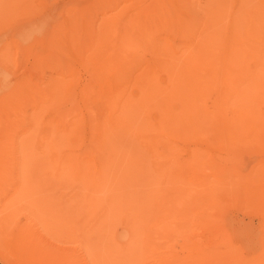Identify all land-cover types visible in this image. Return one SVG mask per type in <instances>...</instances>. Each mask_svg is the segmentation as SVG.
Wrapping results in <instances>:
<instances>
[{
    "label": "rangeland",
    "instance_id": "374dc122",
    "mask_svg": "<svg viewBox=\"0 0 264 264\" xmlns=\"http://www.w3.org/2000/svg\"><path fill=\"white\" fill-rule=\"evenodd\" d=\"M191 14L199 19L197 27L189 21ZM180 26L196 31L182 35ZM199 27L214 46L208 57L219 67L206 75L207 85L216 83L207 86L209 99L203 105L216 112L220 123L166 126L138 154L143 165L141 201L116 205L110 232L98 228L104 216L78 221V201L89 196L84 187L91 186L90 177H81L80 165L91 171L101 145L107 148L101 141L103 124L115 136L107 120L128 94L135 97L150 81L167 87L171 73L193 68L203 49L193 51L198 41L189 37L201 38ZM53 58H64V69ZM122 66H129L128 72ZM105 80L124 90L113 103L102 93L109 90ZM23 87L34 93L24 95ZM49 103L54 106L46 108ZM157 114L152 109L144 119L154 123ZM0 119V133L8 137L7 144L0 141V167L18 164V169L9 165L17 171L0 168V264H264V0H0ZM54 138L63 144L55 148ZM3 151H11L10 156ZM115 165L118 172L108 175L114 190L135 178L133 169L123 175L125 164ZM82 180L87 186H79ZM76 185L87 191L80 193ZM59 215L70 225L69 233ZM133 224L136 235L128 232Z\"/></svg>",
    "mask_w": 264,
    "mask_h": 264
},
{
    "label": "bare ground",
    "instance_id": "6f19581e",
    "mask_svg": "<svg viewBox=\"0 0 264 264\" xmlns=\"http://www.w3.org/2000/svg\"><path fill=\"white\" fill-rule=\"evenodd\" d=\"M183 9V8H182ZM188 9V8H187ZM181 10V9H180ZM177 11V10H176ZM184 11V10H183ZM193 12V11H192ZM204 13H206V12H204ZM175 14V13H174ZM173 14V15H174ZM190 14V13H189ZM185 15V14H184ZM193 14H191V15H189V16H192ZM177 16L179 17L180 15H179V12H177ZM188 15H187V17H189ZM185 17V16H184ZM193 17V18H192ZM191 17V20H189V21H192V23L193 22H195L196 23V20L198 21L199 19L197 18L196 20L194 19V17H196V15L195 16H192ZM206 17V16H205ZM174 16H173V20H174ZM201 18V17H200ZM176 19V18H175ZM185 19V18H184ZM187 19V18H186ZM189 19H190V17H189ZM192 19H194V20H192ZM202 19V18H201ZM203 20H205V19H203ZM175 21V20H174ZM187 21H188V19H187ZM188 21V22H189ZM177 22V21H176ZM183 22V21H182ZM186 21H184L183 23H185ZM202 22V27H204V25H206V24H203V22L204 21H201ZM191 23V26H193L192 27V29L194 30L196 27H197V25H199L200 23L199 22H197L196 24H195V26H194V24H192ZM199 23V24H198ZM178 24V23H177ZM186 24V23H185ZM189 24V23H188ZM187 24V25H188ZM174 25V24H173ZM168 26V25H167ZM175 26V25H174ZM182 26V25H181ZM180 26V27H181ZM171 27H172V25H171ZM176 27H177V25H176ZM195 27V28H194ZM206 27V26H205ZM204 27V28H205ZM170 28V27H169ZM173 28V27H172ZM171 28V29H172ZM178 28V27H177ZM177 28H174L175 30L174 31H176V29ZM181 30H182V32L184 31V32H190V29L191 28H187L188 30H185V28H184V30H183V28L181 27L180 28ZM179 29V30H180ZM191 29V30H192ZM197 29H202L201 27H199V28H197ZM117 30V29H116ZM115 30V31H116ZM170 30V29H169ZM191 31V32H195V31ZM206 30H207V28H206ZM215 30V29H214ZM214 30H213V32H214ZM200 31H202V30H200ZM112 32H114V31H112ZM118 32V31H117ZM123 32H125V31H123ZM181 32V33H182ZM182 33V35H184L185 33ZM197 32H198V30H197ZM203 33H201V35H203L201 38L199 37V36H197V40L195 39V38H193L192 37V35L191 34H193V33H188L189 35H191V37L193 38H191V37H189V35L187 36V37H189L190 38V40L192 41V42H197L196 43V46H194V47H192V50L193 51H196L195 50V48L196 47H198L199 49L198 50H202L203 49V53H202V55H201V57H198V58H196V57H194L193 55H194V53L193 54H190V55H192L194 58H196L195 59V65H193L192 67V69H190V70H188V72H179L178 71V73H171V75H170V77H169V79H170V83L168 84L167 82V84H168V86L167 87H162V86H159L158 84H156V83H154V82H152V81H150V84L148 85V86H146V87H143V88H141V90L139 91V93L135 96V97H132V95H130V94H128L127 96H126V98L124 99V102H123V105L117 110V112L115 113V116H111V117H109L110 118V120H107V122L109 121V124H111V126L116 130V134H115V136H111L110 134H109V131H110V129H109V126L106 124V125H104L103 124V128H102V130H101V132H102V139H101V141L107 146V148L105 147V146H103L102 147V145H101V150H100V153H97V155H96V158H95V164H93V167H92V169H91V171H88V170H90L89 168H88V170L86 169V167L85 166H83L84 164H82V166L80 165V173H81V177H90L91 178V186L90 185H85V183H84V185H82V183L83 182H85L84 180H82V182L81 181H79L78 183H80L79 184V186H87V187H84V188H86V189H89V192H90V194H89V196L87 197V198H84V199H80L78 202L80 203L79 204V216H78V221L81 219V218H84L83 219V221L84 220H87L88 218H93V217H95L97 214L101 217V219L103 218V216H104V218L101 220V225L98 227L99 228V230H101V231H103V232H110L111 230H112V227H111V221H112V217H114V216H116L117 215V213H118V209L119 208H117L116 207V205L118 206V207H120L119 206V204H136V203H139L140 201H141V195H142V190H140V189H142V176H143V165H142V158H141V155H138V154H140V151H141V149H142V147H143V144L146 146V147H148L149 146V143H150V141H152V139L153 138H151V137H155V135L158 137V134H159V132L161 131V130H163L166 126H169V125H172V124H174V123H185V124H189V125H195V127H201V128H206V124H210V123H220V119H219V117H218V115L216 114L215 115V113L216 112H209V111H207V108L206 107H204V105H203V100H204V98H206V95H207V93L209 92V90H208V88H207V86H209L210 85V88H213L214 87V85H215V83H212V84H208L207 85V83H208V80H207V73H211V72H217L218 71V69H219V67L217 68V66H216V64L215 63H213V62H211V60L213 61V59H211V58H213V57H208V54H210V53H214V46L213 45H209L207 42H206V35H207V33L203 30L202 31ZM213 32H210V33H212L213 34ZM115 33V32H114ZM179 33V32H178ZM180 33V34H181ZM199 32L197 33V34H200ZM124 35V34H123ZM181 35V36H182ZM117 35H115V37H116ZM193 36L194 37H196L195 36V34H193ZM218 36V35H217ZM186 37V38H187ZM214 37V36H213ZM185 38V39H186ZM198 38H200L199 40H198ZM209 38V37H208ZM207 38V39H208ZM219 38V37H218ZM217 38V39H218ZM115 40H116V38H114ZM188 39V38H187ZM211 39H213V38H211ZM193 40H195V41H193ZM114 41V40H113ZM190 41V43L192 44V42ZM115 42V41H114ZM125 42V41H124ZM213 42H214V40H213ZM113 43V42H112ZM116 43V42H115ZM115 43H113V46H114V44ZM189 43V44H190ZM206 43L208 44V45H206ZM65 45V44H64ZM63 45V46H64ZM112 45V44H111ZM123 45V44H122ZM124 45H125V43H124ZM128 45V44H127ZM187 45V44H186ZM66 46V45H65ZM64 46V47H65ZM158 46V45H157ZM188 46V45H187ZM186 46V47H187ZM192 46V45H191ZM216 46H218V45H216ZM125 47H127L126 45H125ZM189 47V46H188ZM67 48V47H66ZM65 48V49H66ZM118 48V47H117ZM159 48V47H158ZM158 48L156 49V50H158ZM218 48V47H217ZM154 49V50H155ZM190 49V48H189ZM220 49V48H219ZM63 50V49H62ZM61 50V51H62ZM114 51H115V49H113ZM125 50V49H124ZM167 50V49H166ZM185 50V49H184ZM110 51V46H109V50H108V52ZM130 51V50H129ZM65 52V51H64ZM63 52V53H64ZM113 52V51H112ZM119 52V51H118ZM117 52V53H118ZM181 52H183V51H180V53ZM217 52V51H216ZM111 53V52H110ZM114 53V55H115V52H113ZM120 54H122V51H120L119 52ZM137 53V52H136ZM184 54H186L187 53V51H186V53H185V51L183 52ZM188 53H190V52H188ZM187 53V54H188ZM218 53V52H217ZM66 54V53H65ZM124 54H125V52H124ZM127 54H129V53H127ZM184 54H183V58H184ZM110 56H111V54H109ZM123 55V54H122ZM131 54H129V56H130ZM189 55V54H188ZM197 55H199V54H197ZM110 56H107L105 59L107 60V59H109L110 58ZM116 56V58L118 57L117 56V54L115 55ZM120 56V55H119ZM128 56V57H129ZM132 56V55H131ZM154 56V55H153ZM152 56V57H153ZM113 57V56H112ZM128 57H126V55H125V57L124 58H126V59H128ZM133 57V56H132ZM132 57L130 58V59H132ZM188 57H191V56H188ZM187 57V59H188V61H190L193 57H191L190 58V60H189V58ZM56 58V57H55ZM115 58V57H114ZM123 58V57H122ZM122 58H120V59H122ZM123 58V59H124ZM155 58V59H154ZM165 58V57H164ZM183 58H181L180 60H182ZM194 58H193V61H194ZM210 58V59H209ZM54 59V58H53ZM58 58H56V60H57ZM62 60L64 59V58H61ZM112 59V58H111ZM133 59H136L135 57L133 58ZM147 59V58H146ZM153 59L156 61V59H157V57H153ZM152 58L150 59V61H152V63H155L154 62V60H153ZM167 59H169V58H167ZM55 60V59H54ZM53 60V61H54ZM55 60V61H56ZM60 60V59H59ZM62 60H60V62H63ZM65 60V59H64ZM113 60L114 59H112V62H113ZM116 60V59H115ZM137 60V59H136ZM206 60V61H205ZM52 61V60H51ZM52 61V62H53ZM54 61V62H55ZM109 61V60H108ZM130 61V60H129ZM148 61V60H147ZM192 61V62H193ZM57 62V64H58V62L59 61H56ZM60 62H59V64H60ZM65 62H66V60H65ZM149 62V61H148ZM191 62V61H190ZM125 63H127V61L125 62ZM131 63V62H130ZM183 63V62H182ZM187 63V62H186ZM55 64V63H54ZM113 64V63H112ZM129 64V62L127 63V65ZM137 64H138V62H137ZM61 66L63 65L64 66V64H60ZM139 65V64H138ZM144 64H142V66H143ZM146 65V64H145ZM218 65H219V63H218ZM63 66L61 67V69L63 68ZM112 66V65H111ZM113 66H115V65H113ZM130 67L131 66H133V64H130L129 65ZM129 66H126V68L127 67H129ZM149 66H150V62H149ZM148 65L147 66H143V68L145 67V68H148L149 67ZM152 66V65H151ZM154 66V65H153ZM155 67V66H154ZM171 67L172 66H169V68L171 69ZM181 66H179V65H177L175 68L176 69H179ZM111 68V67H110ZM114 68V67H113ZM118 68V67H117ZM123 68H125L124 66H122L121 67V70L123 69ZM126 68H125V70H126ZM139 68H141V67H139ZM64 69V68H63ZM129 69V68H128ZM137 69V68H136ZM149 69V68H148ZM154 69V68H153ZM156 69V68H155ZM154 69V70H155ZM93 70H95V69H92V73H93ZM96 70H97V68H96ZM95 70V71H96ZM104 70V69H103ZM124 70V69H123ZM123 71V72H128L127 70L126 71ZM142 71V68L141 69H138V70H136V72H137V74H139V71ZM144 70V69H143ZM157 70V69H156ZM167 70V69H166ZM60 71H63V70H60ZM95 71H94V73H95ZM119 71H120V69H119ZM171 71V70H170ZM116 72H117V70H116ZM205 72V73H204ZM92 73H91V75H92ZM118 73V72H117ZM141 73V72H140ZM103 75H104V73H102ZM121 74V73H120ZM119 74V75H120ZM135 73H134V71H133V75H134ZM137 74H135L136 76H137ZM163 74H165V73H163ZM131 75H132V73H131ZM133 75H132V78H135V77H133ZM149 75V74H148ZM166 75H168V74H165V76ZM94 76H95V74H94ZM126 76H129V75H126ZM164 76V77H165ZM97 77V76H96ZM107 77V76H106ZM111 76H109V78H110ZM213 77H215V75H211L210 76V78H213ZM92 78H93V75H92ZM99 78V77H98ZM105 78V77H104ZM112 78V77H111ZM130 78H131V76L129 77V81H130ZM137 78V77H136ZM1 79H2V77H1ZM159 79V78H158ZM166 79V78H165ZM167 79H168V77H167ZM3 80V79H2ZM102 80V79H101ZM133 79H131V81H132ZM135 80V79H134ZM4 81V80H3ZM6 81V80H5ZM4 81V82H5ZM94 81V80H93ZM92 81V82H93ZM111 81V80H110ZM129 81H128V78H127V80H126V82H128V84H129ZM136 81V80H135ZM135 81H134V83H135ZM105 82H106V80H105ZM104 82V88H108L109 90H106V92H102L103 93V95L104 94H106V97H109V100L108 99H106L107 101H110L111 100V102L113 103V102H115V100L117 99V92L118 93H121L122 92V96H123V93H124V90H117V89H113V87H112V84H111V87H110V85L108 84V82H106L105 83ZM112 82V81H111ZM138 82V81H137ZM136 82V84H138L139 85V83L140 82H138L137 83ZM120 83V82H119ZM124 83V86H125V82H123ZM1 84H3V83H1ZM5 84V83H4ZM122 84V83H121ZM161 84V83H160ZM130 85H132V83L130 84ZM135 85V84H134ZM122 86V85H121ZM120 85L119 86H117V87H121ZM25 88H28L27 86H24ZM23 87V88H24ZM62 87H64V86H62ZM123 87V86H122ZM129 87V86H128ZM133 87V86H132ZM15 88V87H14ZM14 88H12V89H14ZM25 88H24V90H23V92H24V95H28L29 93V95H32L34 92H33V90L31 91V92H27V90L29 89H27L26 90V92H25ZM57 89V88H56ZM59 89V88H58ZM57 89V90H58ZM119 89V88H118ZM134 89V88H133ZM132 88H131V90H133ZM138 89V88H137ZM136 89V90H137ZM64 90V89H63ZM129 90H130V88H129ZM139 90V89H138ZM7 91V90H6ZM15 91V90H14ZM56 91V90H55ZM58 91H60V90H58ZM102 91H103V89H102ZM121 91V92H120ZM126 91V90H125ZM135 91V90H134ZM212 91V90H211ZM215 91V90H214ZM33 92V93H32ZM57 92V91H56ZM22 93V92H21ZM26 93V94H25ZM102 93H100L99 95H98V97H100L101 96V94ZM134 93V92H133ZM12 94V93H11ZM14 94V93H13ZM126 94V93H125ZM124 94V95H125ZM57 95H58V92H57ZM102 95V96H103ZM134 95V94H133ZM119 96H121V94H119ZM15 97V96H14ZM105 97V96H104ZM105 97V98H106ZM208 97V96H207ZM101 98V97H100ZM105 98H104V100H105ZM123 98V97H122ZM15 99V98H14ZM102 99V98H101ZM112 99H114L113 101H112ZM207 99H209V97L208 98H206V100ZM12 100V99H11ZM98 100V99H97ZM119 100H120V97H119ZM12 101H14V100H12ZM45 101H46V99H45ZM48 101H51V99L50 100H48ZM106 101V102H107ZM208 101V100H207ZM5 102H6V99H5ZM51 102H53V101H51ZM103 102V101H102ZM106 102L104 103V104H106ZM120 102V101H119ZM216 102V101H215ZM61 103V102H60ZM9 104V103H8ZM8 104H6L5 103V106L6 105H8ZM36 104V103H35ZM50 104V103H49ZM49 104H46V108H49V107H52V106H54L53 105V103L52 104H50L51 106H48ZM122 104V103H121ZM120 104V105H121ZM205 104V103H204ZM10 105H11V103H10ZM10 105L8 106L9 107V109H10ZM38 105V104H37ZM56 105V104H55ZM108 106H111V104L109 103V104H107ZM43 106V105H42ZM59 106V105H58ZM113 106V105H112ZM36 107H38V106H36ZM56 107V106H55ZM98 107H100V106H98ZM4 108V107H3ZM41 108V107H40ZM43 108V107H42ZM44 108H45V106H44ZM42 109L43 111L45 110L46 111V109ZM101 108V107H100ZM100 108H98L99 110H102V108L100 109ZM54 109V108H53ZM104 109V108H103ZM156 110V112H158V114H159V119L157 120V121H155L154 123H156V124H154V123H150L149 121V119L147 118V120L148 121H146L145 119H144V115H148V113L150 112V110ZM8 110V109H7ZM5 111V110H4ZM219 111H220V108H219ZM8 112V111H7ZM6 111H5V113H7ZM42 112V111H41ZM51 112V111H50ZM92 112V111H91ZM157 114V115H158ZM5 115V114H4ZM4 115H2V116H4ZM7 115H8V113H7ZM10 115V114H9ZM55 115H58V114H55ZM151 115H152V113H151ZM16 116V115H15ZM41 116H43V115H41ZM109 116V115H108ZM9 117V116H8ZM8 117H6L5 116V118H8ZM107 117V116H106ZM157 117V118H158ZM10 118V117H9ZM12 118H14V116L13 117H11L10 119L12 120ZM16 118V117H15ZM41 118V117H40ZM82 118V117H81ZM108 118V117H107ZM1 119H3V117L1 118ZM0 119V123H2L3 124V122H2V120ZM18 119V118H17ZM61 119H63V118H61ZM22 120V119H21ZM53 120V119H52ZM87 120V119H86ZM8 120H6V122H7ZM16 121V120H15ZM18 121V123H19V121H20V118H19V120H17ZM17 121H16V123H17ZM85 121V120H84ZM140 122L141 124L139 125L138 123H136V122ZM221 121H222V118H221ZM8 122H11V121H8ZM14 122V121H13ZM25 122V121H24ZM42 122V121H41ZM65 122V121H64ZM67 122V121H66ZM65 122V123H66ZM26 124H28L27 122H25ZM48 123V122H47ZM98 123V122H97ZM35 124V123H34ZM38 125H39V123H37ZM80 124V123H79ZM85 124V123H84ZM101 124V123H100ZM4 125H7L6 123L4 124ZM11 125V124H10ZM10 125H9V127H10ZM13 125V124H12ZM19 125V124H18ZM18 125H15V126H13V127H16V126H18ZM20 125H21V123H20ZM19 125V126H20ZM23 125V124H22ZM60 125V124H59ZM66 125H68V124H66ZM65 125V126H66ZM98 125V124H97ZM97 125H95L96 127H93V128H97ZM3 126V125H2ZM18 126V127H19ZM28 126V125H27ZM37 126V125H36ZM61 126V125H60ZM63 127H64V124L62 125ZM61 126V127H62ZM92 126V125H91ZM99 126V125H98ZM25 127H26V125H25ZM24 126H23V129L25 128ZM29 128H31V126L29 125L28 126ZM39 127V126H38ZM37 127V128H38ZM41 127H43V126H41ZM40 127V128H41ZM59 127V126H58ZM84 127V126H83ZM88 127V126H87ZM100 127V126H99ZM2 128V127H1ZM11 128V127H10ZM9 128V129H10ZM28 128V129H29ZM48 129H50L49 127H47ZM79 128H80V126H79ZM92 128V127H91ZM12 129H14V128H12ZM19 129V128H18ZM22 129V128H21ZM99 129H101V128H99ZM4 130H6V128L5 129H3V135L5 136V135H7L5 132H4ZM8 130V129H7ZM16 130V129H15ZM14 130V131H15ZM39 130V129H38ZM58 130H59V128H58ZM97 130V129H96ZM17 131V130H16ZM26 131V130H25ZM40 131V130H39ZM60 131V130H59ZM6 132H8V131H6ZM10 132V131H9ZM8 132V133H9ZM11 132H12V130H11ZM19 133H20V131H18ZM31 132V131H30ZM34 132V131H33ZM38 132V131H37ZM36 132V133H37ZM92 132V131H91ZM98 132V131H97ZM16 133V132H15ZM35 133V134H36ZM58 134H59V132H57ZM96 133V131L94 132V134ZM1 136H0V141H3V144H7V143H5V142H7V141H5L4 142V140H6L7 138H3L2 137V130H1ZM12 134V133H11ZM21 134H22V132H21ZM31 134H32V132H31ZM50 134V133H49ZM49 134H48V136H49ZM57 134V135H58ZM19 135V134H18ZM33 135L34 134H32V136H30V137H33ZM51 135H52V133H51ZM50 135V136H51ZM61 135V137L63 136V137H65V135H62V134H60ZM75 135H77V134H75ZM101 135V134H100ZM100 135L98 136V135H96V136H98V138L97 139H99V137H100ZM8 136H10V135H8ZM48 136H47V138H48ZM68 136V135H67ZM1 137H2V140H1ZM11 137V136H10ZM22 137V136H21ZM34 137H38V136H34ZM40 137H41V135H40ZM52 137V136H51ZM54 137V136H53ZM60 137V138H61ZM62 137V138H63ZM13 138V137H12ZM11 138V139H12ZM20 138V137H19ZM50 138V137H49ZM21 139V138H20ZM51 139V138H50ZM49 139V140H50ZM54 139H56V138H54ZM65 139H66V137H65ZM77 139V138H76ZM94 139H95V137H94ZM156 139V138H155ZM8 140H10V139H8ZM16 140V139H15ZM14 140V141H15ZM27 140V139H26ZM29 140V139H28ZM32 140V139H31ZM37 140V139H36ZM46 140V139H45ZM60 140H62V139H60ZM23 141V140H22ZM54 141V140H53ZM52 141V142H53ZM56 141V142H55ZM54 142V147H55V144H57L58 142V140L56 139ZM62 141H64V140H62ZM17 142V141H16ZM21 142V141H20ZM25 142V141H24ZM10 142H8V144H9ZM15 143V142H14ZM60 143V142H59ZM58 143V144H59ZM97 143V142H96ZM2 144V143H1ZM16 144V143H15ZM14 144V145H15ZM32 144V143H31ZM60 144H63L62 142L60 143ZM10 145V144H9ZM46 145V144H45ZM97 145V144H96ZM8 146V145H7ZM5 147V146H3L4 147V149L6 148H8V147ZM17 146V145H16ZM15 146V147H16ZM24 146V145H23ZM27 146H29V145H27ZM26 146V147H27ZM33 146H35V145H33ZM57 146V145H56ZM95 146V145H94ZM1 148H2V146H0ZM0 148V149H1ZM23 148L24 147H21V151H23ZM32 148V147H31ZM31 148H27L26 150L27 151H29L28 149H30V150H32ZM46 148V147H45ZM56 148V147H55ZM5 149V150H6ZM9 149V148H8ZM7 149V150H8ZM12 149V148H11ZM46 149H48V147L46 148ZM58 149V148H57ZM14 150H17V148L16 149H14ZM14 150H12L13 152H11V151H8V152H11V154L13 153L14 154ZM61 149L59 148L57 151H60ZM48 151V153H49V150H47ZM47 151H46V154L47 155H49L48 153H47ZM102 151V152H101ZM3 152H5V151H3ZM7 152V151H6ZM5 152V153H6ZM6 153L7 154V156H10V154L9 153ZM16 152H19V151H16ZM15 152V153H16ZM0 153L2 154V152L0 151ZM5 153H4V156H5ZM35 152H33L32 154H34ZM61 153V152H60ZM60 153H58V154H60ZM93 153V152H92ZM95 153V152H94ZM12 154V155H13ZM16 154H18V153H16ZM15 154V155H16ZM22 154H24V152L22 153ZM26 155H28V154H26ZM25 155V156H26ZM30 155H31V152H30ZM47 155H45V156H47ZM24 156V155H23ZM31 156H34V155H31ZM30 156V157H31ZM43 156H44V154H43ZM60 156V155H59ZM73 156V155H72ZM12 157V156H11ZM10 157V159L12 160V159H14V158H11ZM37 158H38V154H37V156H36ZM67 157V156H66ZM69 157V160H70V156H68ZM67 157V158H68ZM74 157V156H73ZM73 157H72V159H73ZM80 157V156H79ZM78 157V158H79ZM81 157H84V156H81ZM2 158H3V156H2ZM2 158H1V160H2ZM18 158V157H17ZM35 158V157H34ZM47 158H48V156H47ZM60 158H62V157H60ZM30 159V158H29ZM49 159V158H48ZM58 159H59V157H58ZM71 159V160H72ZM75 159H77V157L75 158ZM86 159V158H85ZM5 160V159H4ZM16 161H17V159H15ZM25 160H27V159H25ZM38 161H39V159H37ZM41 160V159H40ZM50 160V159H49ZM61 160V159H60ZM78 160V159H77ZM91 160V159H90ZM93 160V159H92ZM7 161V160H6ZM14 161V160H13ZM29 161V160H28ZM27 161V162H28ZM42 161H44V160H42ZM48 161V160H47ZM62 161V160H61ZM64 161V160H63ZM84 161V160H83ZM3 162V161H2ZM34 162V161H33ZM41 161H39L38 163H40ZM46 161H44V163H45ZM49 162V161H48ZM59 162V161H58ZM58 162H57V164H58ZM76 162V161H75ZM17 163V162H16ZM43 162H41V164H42ZM43 163V164H44ZM50 163V162H49ZM63 163H67V162H63ZM89 163V162H88ZM93 163V162H92ZM111 163H112V165H111ZM118 163V165L119 164H125V169L123 170V175H128V174H130L131 173V170L134 172V174H135V178H134V180H132V182L131 181H127V180H125L121 185H119L117 188H116V190H114V189H112L111 188V186H110V184H109V182H108V175L111 173V172H118V171H115L114 169H116L114 166H116L115 164H117ZM14 164L15 165V163H10V164H4L2 167H4V166H6L7 165V167H6V169H8V167H9V171H15L16 169H18V164H17V167L16 166H14L16 169H14V170H12L11 168H14V167H12V165ZM33 164V163H32ZM35 164V163H34ZM33 164V165H34ZM56 164V165H57ZM73 164V163H72ZM87 164V163H86ZM9 165H11V168H10V166ZM24 165V164H23ZM55 165V164H54ZM91 165V164H90ZM51 166V165H50ZM65 166V165H64ZM63 166V167H64ZM92 166V165H91ZM2 167H0L1 168V170L3 171V169H2ZM52 167V166H51ZM77 167V166H76ZM88 167V166H87ZM90 167V166H89ZM72 168V167H71ZM22 170V169H21ZM73 170H74V168H73ZM2 171H1V173H2ZM17 171V170H16ZM60 171H62V170H60ZM22 172V171H21ZM122 172V171H121ZM3 174V173H2ZM62 174H64V171L62 172ZM68 176V174H65V175H62V176ZM61 178V177H60ZM138 179V180H137ZM135 180H137V181H135ZM127 181V182H126ZM130 184H132V187H137V188H132L131 187V185ZM137 185V186H134V185ZM130 185V186H129ZM90 186V187H89ZM76 187L78 188V186L76 185ZM131 187V188H130ZM82 188V187H81ZM83 188V189H84ZM79 189V188H78ZM77 189V190H78ZM78 190L80 193H81V191H84V190H86V189H84V190ZM77 190L75 191V192H77ZM87 191V190H86ZM136 191V192H135ZM78 192V193H79ZM135 192V193H134ZM77 193V194H78ZM77 194H75L77 197H78V195ZM83 195V194H82ZM80 197V196H79ZM129 212H130V214H132V215H138L137 213H136V210L135 209H129ZM60 218H61V216L59 215V220H60ZM9 221H11V220H9ZM8 221V222H9ZM60 221H63L62 222V225H64L65 226V229H66V233H69L70 232V225L67 223V221H66V219L65 218H63L62 220H60ZM23 224V223H22ZM21 225V224H20ZM19 225V226H20ZM26 227V226H25ZM25 229V228H24ZM65 232V231H64ZM128 232H130V233H132L133 235H136V233H137V230H136V225L135 224H133L129 229H128ZM30 235H27V234H25L24 235V238H26V239H29L30 237H29ZM21 240H23L24 241V239H21ZM25 242V241H24ZM29 242H27V244H28ZM25 244H26V242H25ZM26 244V245H27ZM25 245V246H26Z\"/></svg>",
    "mask_w": 264,
    "mask_h": 264
}]
</instances>
